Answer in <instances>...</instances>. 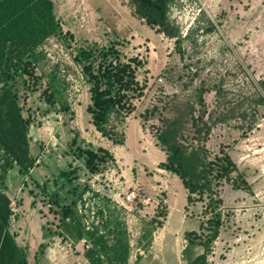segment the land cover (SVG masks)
I'll use <instances>...</instances> for the list:
<instances>
[{
	"label": "rangeland",
	"instance_id": "obj_1",
	"mask_svg": "<svg viewBox=\"0 0 264 264\" xmlns=\"http://www.w3.org/2000/svg\"><path fill=\"white\" fill-rule=\"evenodd\" d=\"M51 1L62 34L37 49L31 74L13 72L9 81L28 125L34 165L26 174L14 165L2 190L13 212L9 231L28 263L89 264L84 252L90 244L57 235L60 207L76 201L89 227L106 234V221L122 223L128 264H186L185 235L205 238L212 215L205 195L194 194L188 203L180 179L163 168L166 154L155 128L168 106L190 101L199 115L203 89L209 159L226 154L236 166L231 180L214 188L222 222L207 264H264V0H177L169 20L182 53L175 38L133 16L126 0ZM111 46L122 61L142 63L136 74L144 90L134 111L122 121L110 119L121 145L90 123L89 86L76 60L80 49ZM146 111L152 112L147 121ZM86 151L99 157L96 172L86 165ZM157 219L162 226L147 244L143 227ZM203 252L193 248L195 255Z\"/></svg>",
	"mask_w": 264,
	"mask_h": 264
},
{
	"label": "trees",
	"instance_id": "obj_2",
	"mask_svg": "<svg viewBox=\"0 0 264 264\" xmlns=\"http://www.w3.org/2000/svg\"><path fill=\"white\" fill-rule=\"evenodd\" d=\"M132 15L168 38L176 39L177 52L181 37L169 20V10L177 0H126ZM62 34V27L54 13L51 0H0V264H28L25 253L18 247L15 235L9 231L13 215L11 201L3 192L8 172L16 165L23 173H28L34 165L30 155L28 125L21 114L17 96L9 81L12 73L29 75L32 73L29 60L36 61V51L46 40ZM83 64L82 72L89 86V104L86 112L90 123L102 137L117 145L110 119L123 120L134 111L133 101L144 90L137 80V68L142 63L137 58L126 61L120 59L113 46L96 50L91 47L80 49L76 57ZM204 90H198L197 105L202 108L195 115V107L190 101L185 106H168L167 116L161 117L160 127L155 128V139L166 154L163 168L176 177L187 191V202L191 196L205 195L212 215L207 223V235L189 232L185 235L186 245L181 254L186 264H207L206 256L210 245L217 239L221 226V199L214 191L221 180L230 181V173L235 164L226 154L209 159L205 142L210 132V124L204 119L205 106L202 98ZM51 98V97H49ZM261 102L264 100L260 97ZM155 109V107H154ZM150 111L142 116L147 121ZM78 135L71 141L77 143ZM110 156L106 150H99ZM86 165L96 172L94 162L98 156L86 151ZM102 159V157L100 158ZM103 161V159L101 160ZM233 184L235 183L232 181ZM60 231L58 236L71 243L84 241L90 247L84 252L89 264H128L130 245L126 228L118 219L104 223L107 232L96 226H87L77 202L61 206ZM102 215V212H99ZM165 216L163 213L159 216ZM162 226L159 219L145 223L142 239L149 244L156 229ZM110 236V237H108ZM202 246L204 252L193 254V248ZM140 260L137 255L136 261Z\"/></svg>",
	"mask_w": 264,
	"mask_h": 264
},
{
	"label": "crops",
	"instance_id": "obj_3",
	"mask_svg": "<svg viewBox=\"0 0 264 264\" xmlns=\"http://www.w3.org/2000/svg\"><path fill=\"white\" fill-rule=\"evenodd\" d=\"M26 259H27V258H26ZM27 262H29L28 259H27ZM28 264H29V263H28Z\"/></svg>",
	"mask_w": 264,
	"mask_h": 264
}]
</instances>
